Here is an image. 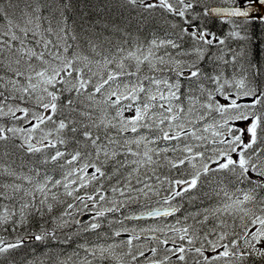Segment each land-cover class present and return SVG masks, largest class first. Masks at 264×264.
Listing matches in <instances>:
<instances>
[{
    "label": "snow or ice",
    "instance_id": "snow-or-ice-1",
    "mask_svg": "<svg viewBox=\"0 0 264 264\" xmlns=\"http://www.w3.org/2000/svg\"><path fill=\"white\" fill-rule=\"evenodd\" d=\"M0 264H264V0H0Z\"/></svg>",
    "mask_w": 264,
    "mask_h": 264
}]
</instances>
